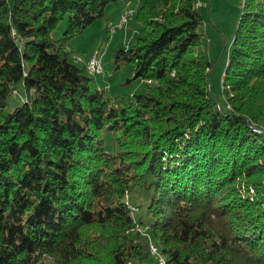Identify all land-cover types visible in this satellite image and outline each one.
I'll return each instance as SVG.
<instances>
[{
    "label": "trees",
    "instance_id": "obj_1",
    "mask_svg": "<svg viewBox=\"0 0 264 264\" xmlns=\"http://www.w3.org/2000/svg\"><path fill=\"white\" fill-rule=\"evenodd\" d=\"M115 1L0 0V264H264V0L221 97L198 0L135 1L114 67L147 89L98 87L68 42Z\"/></svg>",
    "mask_w": 264,
    "mask_h": 264
},
{
    "label": "rangeland",
    "instance_id": "obj_2",
    "mask_svg": "<svg viewBox=\"0 0 264 264\" xmlns=\"http://www.w3.org/2000/svg\"><path fill=\"white\" fill-rule=\"evenodd\" d=\"M206 1L207 0H205V2ZM226 1L227 0H215V8L212 12L211 8L206 3L204 4L202 0H198L203 15V22L199 28L202 33V45L205 47L208 58L215 61L211 71V85L219 97L222 96L221 77L236 31L235 25L230 23V7L227 4H224ZM241 1L242 0L239 1L240 4ZM8 2L12 5L14 0H8ZM135 3L137 2H133L132 5L134 6ZM125 4L126 3L121 0L111 3L107 7L109 20H96L81 34L68 42L70 57L78 65H83L85 60L94 53H97L101 57L103 72L100 74H92L91 76L94 78L95 84L100 88L104 87L111 96L124 93L132 94L134 92H144L147 89V83L141 78L132 79V64L124 63L119 68L114 67L115 60L113 58V50L116 47H124V45L130 41L133 34L138 32L139 29V23H137L132 17L130 19V25L127 24L129 19L127 18V21L121 25V28L115 29L121 16L125 14V10L123 9ZM237 9L238 7L236 5L234 10L236 11ZM121 10L124 11L120 14ZM67 24L68 18L65 17L53 31V37L60 38L66 30ZM107 26L110 27L111 31L109 39L106 40L108 35ZM76 57H80V61L77 60ZM222 101L224 102V100ZM7 102L9 108H14L20 100H17L14 95H10ZM103 136L106 139V145L108 147H110V145L114 146L113 137L110 131L105 130ZM135 209L136 213L137 211L138 214L143 213L141 208ZM156 252H158V250H156ZM159 260L161 261V258H159Z\"/></svg>",
    "mask_w": 264,
    "mask_h": 264
},
{
    "label": "crops",
    "instance_id": "obj_3",
    "mask_svg": "<svg viewBox=\"0 0 264 264\" xmlns=\"http://www.w3.org/2000/svg\"><path fill=\"white\" fill-rule=\"evenodd\" d=\"M122 2L124 1L126 4H125V7L123 8L124 10L126 8H129V7H134L132 4L133 2L135 1H140V2H143L144 0H121ZM203 3L207 4L212 12L215 8V0H207L205 2V0H202ZM209 1V2H208ZM240 0H227L226 2H224V4H227L229 7H230V10H229V17H230V23H233V25H235V28H236V25H237V21H238V17H239V13H240V3H239ZM237 5L238 9L235 11L234 10V7ZM233 7V8H232ZM124 10H121L120 14L124 11ZM233 15V16H232ZM212 19H213V13H212ZM234 21V22H233ZM130 25V24H129ZM85 63V62H84Z\"/></svg>",
    "mask_w": 264,
    "mask_h": 264
},
{
    "label": "built area",
    "instance_id": "obj_4",
    "mask_svg": "<svg viewBox=\"0 0 264 264\" xmlns=\"http://www.w3.org/2000/svg\"><path fill=\"white\" fill-rule=\"evenodd\" d=\"M134 12L135 11L133 8H126L125 16L122 19H120V21L117 24L118 26L116 25L115 29L121 28L122 22H124L127 18H130L134 14ZM88 62H89L91 74H100L103 72V63H95L92 59H90V57H88ZM152 248H153V245H152ZM153 252L155 251L153 250Z\"/></svg>",
    "mask_w": 264,
    "mask_h": 264
},
{
    "label": "bare ground",
    "instance_id": "obj_5",
    "mask_svg": "<svg viewBox=\"0 0 264 264\" xmlns=\"http://www.w3.org/2000/svg\"><path fill=\"white\" fill-rule=\"evenodd\" d=\"M198 4H199V3H198ZM124 12H125V11H124ZM124 16H125V14L122 15L120 19H122ZM126 21H127V19H126L124 22H126ZM124 22H122V25L124 24ZM89 57H90V59H92L95 63H102L101 57H100L97 53H94V54L90 55ZM85 66H86V68L88 69V71L90 72V66H89L88 58L85 60ZM90 73H91V72H90ZM152 249H153L155 252H156V250H157V248H156L154 245H153V248H152ZM163 261H164V259L161 258V263H163Z\"/></svg>",
    "mask_w": 264,
    "mask_h": 264
}]
</instances>
